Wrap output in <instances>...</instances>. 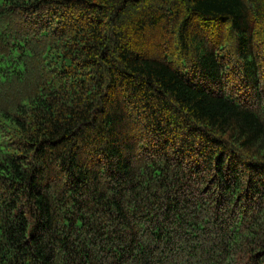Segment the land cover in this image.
Returning a JSON list of instances; mask_svg holds the SVG:
<instances>
[{"label":"trees","instance_id":"trees-1","mask_svg":"<svg viewBox=\"0 0 264 264\" xmlns=\"http://www.w3.org/2000/svg\"><path fill=\"white\" fill-rule=\"evenodd\" d=\"M0 264H264V0H0Z\"/></svg>","mask_w":264,"mask_h":264},{"label":"bare ground","instance_id":"bare-ground-1","mask_svg":"<svg viewBox=\"0 0 264 264\" xmlns=\"http://www.w3.org/2000/svg\"><path fill=\"white\" fill-rule=\"evenodd\" d=\"M231 63V62H230ZM201 123V122H200ZM175 125V124H174ZM172 126V125H171ZM175 127V126H174ZM218 127V126H217ZM191 130V129H190ZM176 135V134H175ZM189 144V143H188ZM191 144V143H190Z\"/></svg>","mask_w":264,"mask_h":264}]
</instances>
